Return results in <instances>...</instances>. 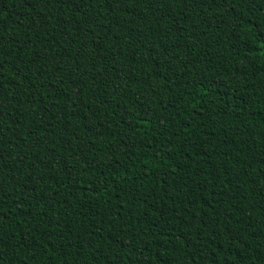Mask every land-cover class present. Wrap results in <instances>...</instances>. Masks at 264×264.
Segmentation results:
<instances>
[{
    "label": "trees",
    "instance_id": "obj_1",
    "mask_svg": "<svg viewBox=\"0 0 264 264\" xmlns=\"http://www.w3.org/2000/svg\"><path fill=\"white\" fill-rule=\"evenodd\" d=\"M0 264H264V0H0Z\"/></svg>",
    "mask_w": 264,
    "mask_h": 264
}]
</instances>
